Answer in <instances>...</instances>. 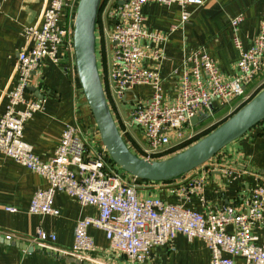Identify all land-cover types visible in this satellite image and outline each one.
Instances as JSON below:
<instances>
[{"label": "built area", "instance_id": "2783aa9c", "mask_svg": "<svg viewBox=\"0 0 264 264\" xmlns=\"http://www.w3.org/2000/svg\"><path fill=\"white\" fill-rule=\"evenodd\" d=\"M105 1L111 4L113 21L109 35L111 58L105 72L107 89L117 99L124 98L133 86L145 85L151 90L150 97L133 108L129 117L141 139L137 152L141 159L160 160L172 155L194 137V133L187 131L190 118L201 114L208 117L213 101L224 108L240 100L238 106L248 98L244 96L245 87L264 71L263 29L246 50L240 48L234 34L232 40L239 56L237 71L231 79H222L215 62L199 48L184 57L174 70L173 74L177 75L174 96L167 99L161 90L162 78L158 75L163 59L161 45L167 36L147 31L141 6L147 2L175 3L181 8L179 22L183 23L188 17L184 6L201 2ZM76 3L77 0H48L39 13V24L24 28L27 47L15 55V83L3 92L5 108L0 117V154L46 180V187L33 193L27 214L56 216L57 210L53 207L55 193L73 197L80 206L94 207L97 214L76 221L72 244L67 249L56 247L54 235L40 230L23 241L53 256L89 262L94 246L86 230L91 227L101 231L110 248L123 255L130 264H146L150 248L168 245L176 235H181L187 240H202L210 264H233L234 257L243 258L244 264H264V243H256L257 238L251 231L264 213L263 188L255 187L245 196L242 212L224 206L197 213L158 198H140L137 179L119 173L100 141L88 144L75 127L66 126L62 130L52 157L46 161L38 159L31 146L23 141L24 123L41 110L43 103V100L24 97L30 82L39 73L41 61L47 59L59 65L60 51L66 52L70 61L63 70L75 85L72 24ZM64 11L65 22L60 24ZM237 23L238 18L232 19L229 26L235 30ZM144 43H152L153 48L147 52ZM145 61L151 67L142 68ZM103 92L105 95L104 88ZM203 180L202 176L193 178L189 190L186 189L195 193L200 202ZM4 210L13 212L12 208ZM228 226L231 233L225 231ZM20 238L9 234L3 236L5 241L22 240Z\"/></svg>", "mask_w": 264, "mask_h": 264}, {"label": "crops", "instance_id": "0c3cea01", "mask_svg": "<svg viewBox=\"0 0 264 264\" xmlns=\"http://www.w3.org/2000/svg\"><path fill=\"white\" fill-rule=\"evenodd\" d=\"M47 1L0 0V117L5 108L3 92L15 83V55L27 47L24 28L39 24V13ZM199 1V5L184 6L188 17L183 23L179 22L181 8L175 3L164 5L147 2L140 9L147 31L167 36L161 45L163 59L158 68V75L162 78L161 90L167 99L174 96L176 74L173 72L178 69L184 57L201 48L215 62L220 77L224 80L231 79L237 71L238 60V50L232 36L235 34L240 48L246 50L260 29L264 31V0ZM111 11V4L103 0L94 27L96 66L118 132L129 151L137 156L141 139L130 121V111L149 98L151 90L145 85L133 86L124 98L117 99L107 89L105 72L111 58ZM65 14V11L62 12L60 24L65 22ZM235 18H238V23L233 30L229 22ZM143 47L149 52L153 44L144 43ZM59 56V65L47 59L41 61L38 75L32 79L24 94L25 99L43 100L41 110L31 115L22 131L23 140L42 161L52 157L66 126L75 127L83 137L86 136L87 141L89 136L94 141L99 140L81 91L73 86L70 75L63 70L70 61L69 56L64 51H60ZM149 65L148 61L141 64L142 68L151 67ZM263 84L264 71L245 87L244 96L249 97L259 91ZM239 101L224 108L214 107L212 104L207 120L200 121L202 123L196 129L189 124L187 131L195 136L199 130H205L226 118ZM88 134L90 135L87 136ZM197 175L204 178L202 202L195 193L186 191L190 188L192 178ZM46 185L44 177L0 154V264H130L123 255L110 248L101 231L91 227L86 230L94 246L89 262L77 261L67 256H53L24 242L23 239L40 230L54 235L56 247L67 249L72 244L76 221L84 217H95L97 214L94 207L80 206L73 197L65 193H55L53 196L56 216L27 214L33 193ZM255 187L264 189V122L249 129L193 171L167 182H139L138 196L158 198L164 203L197 213L224 206L242 212L245 196ZM5 208H12L13 212L5 211ZM225 231L231 233V227H226ZM251 231L257 238L256 243H264V213L261 221L254 224ZM5 234L19 235L22 240L5 241ZM146 264H210V258L202 240H187L176 235L170 244L150 248ZM233 264H244V260L234 257Z\"/></svg>", "mask_w": 264, "mask_h": 264}, {"label": "water", "instance_id": "95a60500", "mask_svg": "<svg viewBox=\"0 0 264 264\" xmlns=\"http://www.w3.org/2000/svg\"><path fill=\"white\" fill-rule=\"evenodd\" d=\"M100 0H77L72 24V50L76 79L110 160L131 177L167 182L203 165L264 119V87L212 131L173 155L144 160L129 151L111 116L95 60L94 27ZM212 108L209 107V110ZM206 114L189 119L194 125Z\"/></svg>", "mask_w": 264, "mask_h": 264}, {"label": "trees", "instance_id": "16d2710c", "mask_svg": "<svg viewBox=\"0 0 264 264\" xmlns=\"http://www.w3.org/2000/svg\"><path fill=\"white\" fill-rule=\"evenodd\" d=\"M102 3H103V0H100V4H99V7H98V12H97V16H96V21H95V23L97 22V18H98V14H99V11H100V7H101V5H102ZM75 86L77 87V89L79 90V91H81L80 90V87H79V85H78V82H77V80L75 79ZM264 87V84L261 86V88L260 89H262ZM259 89V90H260ZM258 91H256L254 94H252L251 96H249L245 101H243L242 103H240L231 113H229L227 116H226V118H223V119H221L220 121H218L215 125H213L212 127H211V130H209V131H207L206 133H205V135L207 134V133H209L210 131H212L214 128H216L219 124H221L225 119H227L231 114H233L236 110H238L242 105H244L249 99H251L256 93H257ZM82 94V93H81ZM262 122H264V119L261 121V122H259V123H257L256 125H259V124H261ZM255 125V126H256ZM205 131H206V129H205ZM201 136H204L203 134L201 135ZM201 136H199L198 138L197 137H193L192 138V140L191 141H189V142H187V143H185V144H183L181 147H180V149H182V148H184L187 144H189L190 142H194V141H196V140H198ZM112 164L113 165H115L113 162H112ZM118 172L119 173H121V174H124V175H127V176H130V175H128V174H126L125 172H123L122 170H120L119 168H118ZM138 182H147V181H140V180H137ZM171 181V180H170Z\"/></svg>", "mask_w": 264, "mask_h": 264}, {"label": "rangeland", "instance_id": "374dc122", "mask_svg": "<svg viewBox=\"0 0 264 264\" xmlns=\"http://www.w3.org/2000/svg\"><path fill=\"white\" fill-rule=\"evenodd\" d=\"M238 56H239V55H238ZM176 77H177V75H176ZM212 104H213L214 107H217V105H218L216 101H213ZM215 115H216V114H215ZM206 120H207V118L204 119V121H206ZM201 123H202V122H200L199 124L191 125L190 127L196 129V127L199 126V125H201ZM24 124H25V123H24ZM215 124H216V123H215ZM215 124H213V125H215ZM213 125H212V126H213ZM212 126L208 127V128L206 129V131H205V130H199L197 133H195V136H194V137H197V138H198V137L201 136L202 134L205 135V133H206L207 131L211 130V127H212ZM212 128H213V127H212ZM208 129H209V130H208ZM89 135H90V134H88L87 136H89ZM91 137H92V136H89V137H88V141H87L88 144H91V143L94 141L93 139H91ZM201 137H202V136H201ZM201 137H200V138H201ZM84 138L87 140L86 136H85ZM89 138H90V139H89ZM22 139H23V138H22ZM23 141H24V140H23ZM24 142H25V141H24ZM100 144H101V143H100ZM172 154H173V153H172ZM168 156H169V155H168ZM199 167H200V166H199ZM195 169H197V168H195ZM195 169H193V170H195ZM193 170H191V171H193ZM198 176H199V175H197V176H195V177H198ZM195 177H194V178H195ZM192 179H193V178H192ZM197 198H198V197H197ZM15 236H19V235H15Z\"/></svg>", "mask_w": 264, "mask_h": 264}]
</instances>
